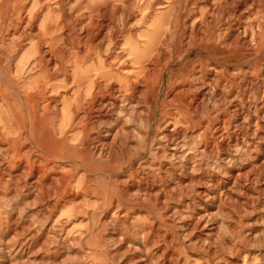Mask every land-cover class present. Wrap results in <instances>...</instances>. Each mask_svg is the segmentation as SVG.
Wrapping results in <instances>:
<instances>
[{
	"label": "rangeland",
	"instance_id": "1",
	"mask_svg": "<svg viewBox=\"0 0 264 264\" xmlns=\"http://www.w3.org/2000/svg\"><path fill=\"white\" fill-rule=\"evenodd\" d=\"M258 2L0 0V264H264Z\"/></svg>",
	"mask_w": 264,
	"mask_h": 264
},
{
	"label": "bare ground",
	"instance_id": "2",
	"mask_svg": "<svg viewBox=\"0 0 264 264\" xmlns=\"http://www.w3.org/2000/svg\"><path fill=\"white\" fill-rule=\"evenodd\" d=\"M220 1H229L230 4L234 5V9L235 11L238 13L240 18H244V17H249L250 20L244 22L242 21L241 27H238L235 29L234 31V39H233V43H237L240 42L243 46H247L249 48H251V43L250 40L245 36V32L244 30V26H250L252 28L255 27L256 25V15L258 10H260L261 6L259 5L258 0H207V3L209 5H212L214 2H220ZM250 2V6H246L245 3ZM247 19V18H246ZM258 23V22H257ZM227 27V26H226ZM252 36V35H251ZM133 50H135L133 48ZM48 53V52H47ZM48 59V58H47ZM50 61V60H49ZM142 70H140L138 72V74L141 72ZM3 76V75H2ZM127 76V75H126ZM131 77V76H130ZM80 78V77H78ZM137 78H140L137 76ZM6 81V80H5ZM129 81V80H128ZM134 81V80H133ZM131 82V81H130ZM137 84V83H136ZM13 85V84H12ZM113 85V84H112ZM126 86V85H125ZM126 88V87H125ZM112 92V91H111ZM111 100H114L113 98ZM115 101V100H114ZM100 103V102H99ZM111 103V102H110ZM112 105V104H111ZM105 106V105H102ZM107 107V106H106ZM97 108V107H96ZM110 109V108H109ZM109 111V110H108ZM107 111V112H108ZM104 113V112H103ZM102 153L104 154V152L102 151ZM101 154V152H100ZM25 169V168H23ZM20 170V169H19ZM34 204V203H33Z\"/></svg>",
	"mask_w": 264,
	"mask_h": 264
},
{
	"label": "crops",
	"instance_id": "3",
	"mask_svg": "<svg viewBox=\"0 0 264 264\" xmlns=\"http://www.w3.org/2000/svg\"><path fill=\"white\" fill-rule=\"evenodd\" d=\"M0 111H2V110L0 109Z\"/></svg>",
	"mask_w": 264,
	"mask_h": 264
}]
</instances>
